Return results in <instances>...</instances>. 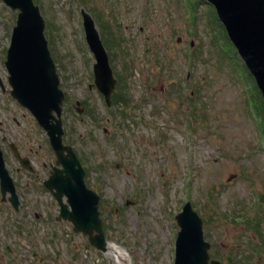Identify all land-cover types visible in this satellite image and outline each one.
Here are the masks:
<instances>
[{
	"label": "rangeland",
	"instance_id": "1",
	"mask_svg": "<svg viewBox=\"0 0 264 264\" xmlns=\"http://www.w3.org/2000/svg\"><path fill=\"white\" fill-rule=\"evenodd\" d=\"M34 1L67 92L64 141L100 194L105 234L123 246L129 264L174 263L175 215L187 200L204 221L214 258L264 264V118L214 8L204 0H189L194 9L188 0ZM83 7L97 22L108 20L102 22L112 38L111 67L128 69L122 83L131 102L124 108L133 118L115 116L89 87L96 59L86 43ZM17 13L0 0V138L7 140L5 162L21 199L19 212L0 201V264H118L107 253L102 259L71 222L57 221V212L47 223L28 221L43 215L50 194L26 184L9 143L32 156L43 175L53 153L44 129L10 94L5 62ZM76 99L85 103L83 113L75 110Z\"/></svg>",
	"mask_w": 264,
	"mask_h": 264
},
{
	"label": "water",
	"instance_id": "2",
	"mask_svg": "<svg viewBox=\"0 0 264 264\" xmlns=\"http://www.w3.org/2000/svg\"><path fill=\"white\" fill-rule=\"evenodd\" d=\"M13 8L19 7V17L12 34V42L7 56V67L10 71L9 81L13 89L11 93L36 115L39 123L48 130L54 148L65 154L69 202L73 209L67 214L66 206L62 214L71 217L77 231L92 234L93 229L99 234L94 241L101 242L102 226L98 210L99 196L88 189L84 181L85 171L80 160L70 146L62 145L61 116L64 93L59 89L58 75L53 58L47 47L44 36V19L39 7L32 0H5ZM222 18L229 36L233 39L243 59L254 73L257 83L264 94V0H211ZM89 44L97 57L96 83L109 101L110 94L116 83L108 55L101 43L99 33L94 28V22L85 14ZM16 153L18 150L12 145ZM0 175L3 192L11 191L13 201L17 202L14 186L5 168L3 152L0 149ZM64 182V181H63ZM65 183V182H64ZM64 183H53L51 187L65 191ZM67 193V192H66ZM181 226L176 242L175 264H224L212 259L208 248L210 243L203 238L202 222L190 202L183 207V212L177 215ZM235 264V263H230Z\"/></svg>",
	"mask_w": 264,
	"mask_h": 264
},
{
	"label": "flooded vegetation",
	"instance_id": "3",
	"mask_svg": "<svg viewBox=\"0 0 264 264\" xmlns=\"http://www.w3.org/2000/svg\"><path fill=\"white\" fill-rule=\"evenodd\" d=\"M35 163L37 164V162L35 161ZM46 165V163L44 164V166ZM33 173L35 172V168H34V170L32 171ZM46 174V173H45ZM44 180H45V176L43 175V176H40V174L39 173H36V175H35V177L34 178H31V179H29L28 181H26V184H28V185H30V186H34L35 184H38L40 187H43V182H44ZM36 203L39 205V202H38V199H36ZM47 206H44V212H43V215H41V214H33V216H31L30 218H29V220L28 221H37L36 223H47V222H49V221H53V219H54V215H56L55 213L56 212H53V211H51L50 209H49V207H50V205H48V203L46 204ZM26 206L28 207V208H31L30 207V205L29 204H27L26 203ZM27 208V209H28ZM29 215H31V213H29ZM28 216V215H27ZM58 216L56 215V220L58 221V218H57ZM60 221V220H59ZM6 251H11V247L8 245V244H6ZM3 255H5V253H3ZM2 255V256H3ZM2 257H0V259H1ZM14 264L13 263V260H11L9 263H8V261H7V263L6 264Z\"/></svg>",
	"mask_w": 264,
	"mask_h": 264
},
{
	"label": "bare ground",
	"instance_id": "4",
	"mask_svg": "<svg viewBox=\"0 0 264 264\" xmlns=\"http://www.w3.org/2000/svg\"><path fill=\"white\" fill-rule=\"evenodd\" d=\"M108 248H109V250L113 251V253L116 255V257L122 258L125 255V253L121 250V248L118 245H115V243H113V242L109 243ZM120 261L122 262L123 260H120Z\"/></svg>",
	"mask_w": 264,
	"mask_h": 264
}]
</instances>
